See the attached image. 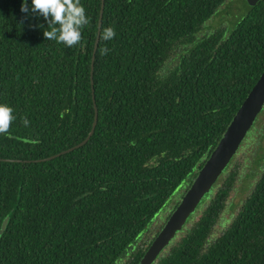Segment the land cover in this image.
<instances>
[{
  "label": "trees",
  "instance_id": "obj_1",
  "mask_svg": "<svg viewBox=\"0 0 264 264\" xmlns=\"http://www.w3.org/2000/svg\"><path fill=\"white\" fill-rule=\"evenodd\" d=\"M225 1L105 0L101 28L116 36L99 40L92 77L102 0H81L90 23L72 48L45 40L32 0L27 14L0 0V103L16 116L12 138L0 134V264H139L152 241L138 242L264 71V0L229 31L197 36ZM93 88L95 132L68 151L92 130ZM236 180L228 167L154 264H264V160L214 236Z\"/></svg>",
  "mask_w": 264,
  "mask_h": 264
},
{
  "label": "water",
  "instance_id": "obj_2",
  "mask_svg": "<svg viewBox=\"0 0 264 264\" xmlns=\"http://www.w3.org/2000/svg\"><path fill=\"white\" fill-rule=\"evenodd\" d=\"M259 1L260 0H247L250 6L257 5ZM104 3L105 0H102L99 30L102 26ZM99 40L100 39L97 35L92 60V77ZM92 93L95 105V119L93 122L92 130L89 136L83 142L73 148H70L68 151L80 148L81 146L86 144L95 132L98 123V108L96 105L94 88ZM263 109L264 71L257 83L249 92L241 107L234 115L231 123L227 127L217 146L211 152L203 167L199 170L198 175L193 180L191 186L187 189L179 204L172 211L168 220L146 250L139 264H154L162 255L163 251L177 237L179 232L183 230V228L187 225L190 217L198 211L200 204L205 201L206 198L209 197L210 193L214 190L216 183L218 182L219 178L225 173V170L229 167L232 159L239 153L243 142L248 137V133L254 127L256 120L262 113ZM54 157L55 156H52L44 160H49ZM7 223L8 218L5 219L0 234L5 229Z\"/></svg>",
  "mask_w": 264,
  "mask_h": 264
},
{
  "label": "rangeland",
  "instance_id": "obj_3",
  "mask_svg": "<svg viewBox=\"0 0 264 264\" xmlns=\"http://www.w3.org/2000/svg\"><path fill=\"white\" fill-rule=\"evenodd\" d=\"M248 10L247 0H226L218 8V11L204 23L197 36L202 37L204 34H211L217 30L229 31L237 21L247 14ZM241 148L239 154L232 159L231 166L229 165L230 168L236 170L237 180L230 192L225 209L215 226L214 236L221 233L231 223L262 172L264 160V109L258 116L254 127L248 133V137ZM185 185H187V182L182 186L184 190L182 191L183 188H181L174 198L168 202L170 204H167V209L164 208L165 211L163 210L157 217L145 236L138 242L137 247H146L154 240L171 215L176 202H179L186 193L187 187ZM198 217L199 215L196 219ZM189 225L190 222L187 226ZM178 236L179 234L176 238ZM128 258L130 257H126L119 264H127Z\"/></svg>",
  "mask_w": 264,
  "mask_h": 264
},
{
  "label": "clouds",
  "instance_id": "obj_4",
  "mask_svg": "<svg viewBox=\"0 0 264 264\" xmlns=\"http://www.w3.org/2000/svg\"><path fill=\"white\" fill-rule=\"evenodd\" d=\"M21 12L29 13L27 0L21 4ZM31 13L39 14L44 17L48 27L43 25V36L45 40H54L62 43L68 48L79 44L82 40L81 29L90 23L86 15V9L81 0H32ZM116 36L115 29L112 26L102 27L98 32V38L102 41H109ZM101 55H106L110 49L106 46L99 49ZM14 109L7 103H0V134H7L12 138L10 128L16 120L13 114ZM21 123L28 127L30 121L26 116L20 117Z\"/></svg>",
  "mask_w": 264,
  "mask_h": 264
},
{
  "label": "flooded vegetation",
  "instance_id": "obj_5",
  "mask_svg": "<svg viewBox=\"0 0 264 264\" xmlns=\"http://www.w3.org/2000/svg\"><path fill=\"white\" fill-rule=\"evenodd\" d=\"M246 139H247V138H246ZM242 145H243V144H242ZM241 147H242V146H241ZM241 149H242V148H241ZM241 149H240V150H241ZM238 154H239V153H238Z\"/></svg>",
  "mask_w": 264,
  "mask_h": 264
}]
</instances>
